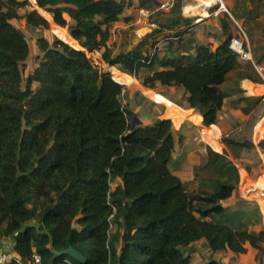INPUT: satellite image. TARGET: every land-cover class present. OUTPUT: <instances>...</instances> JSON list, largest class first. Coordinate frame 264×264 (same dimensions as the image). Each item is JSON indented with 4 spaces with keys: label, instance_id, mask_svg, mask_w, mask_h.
I'll use <instances>...</instances> for the list:
<instances>
[{
    "label": "trees",
    "instance_id": "16d2710c",
    "mask_svg": "<svg viewBox=\"0 0 264 264\" xmlns=\"http://www.w3.org/2000/svg\"><path fill=\"white\" fill-rule=\"evenodd\" d=\"M35 1L51 30L66 32L61 40L37 39L38 64L24 78L30 47L13 21L24 18L36 29L49 23L35 9L20 15L32 8L29 0H0V240L11 241L20 258L9 264H26L35 255L40 264H81L54 253L69 247L86 264H192L186 249L201 240L213 252H264V229L238 230L224 219L222 202L240 181L236 164L202 141L186 146L177 163L195 146L205 148L204 168L216 174L189 192L173 173L176 143L188 136H177L170 119L132 128L134 114L123 105L124 86L115 79L118 67L132 76L144 72L140 83L150 90L182 87L188 108L210 127L223 109L227 93L221 86L229 75L235 72L236 82L251 78L229 39L215 49L200 45L195 54L168 58L156 45L150 56L153 31L114 53L109 29L130 0ZM181 2L176 0L164 28L190 22ZM78 45L89 53L103 50L101 59L112 73L95 67ZM256 121L242 129L251 132ZM214 131L203 132L212 147L221 144ZM246 142L223 137L225 146Z\"/></svg>",
    "mask_w": 264,
    "mask_h": 264
},
{
    "label": "crops",
    "instance_id": "0c3cea01",
    "mask_svg": "<svg viewBox=\"0 0 264 264\" xmlns=\"http://www.w3.org/2000/svg\"><path fill=\"white\" fill-rule=\"evenodd\" d=\"M132 5L125 9L123 14L120 17V21L114 23L110 29L109 33L114 31L117 27L116 24H123L124 27H128L132 25L134 22H141L142 20H147L148 16L152 13H149V6L154 5L156 7L155 10H160L161 5L167 4L170 9V13L173 11L176 0H131ZM225 3L234 11V15H237L238 20L241 23H245L249 27L248 34L237 25V28L229 23V18L219 13L217 15L214 14L216 8L208 9L205 7V0H182L181 5L183 8V14L187 19L190 20L188 24H183L180 26H176L172 29L164 28L165 24H161L158 28L161 31L167 32L170 34L180 33L182 36V44L185 45H166L165 42L156 46V50L161 57L165 56L168 58L177 57L180 54H195L196 49L200 45H209L213 49L217 48L221 44H223L229 37L231 39H243L245 42V48L247 51H250L257 60L258 64L264 70V42L262 41V37L264 36V31L256 30L255 28H251L249 23L254 19L256 21H264V11L258 10L262 4H264V0H224ZM36 5V9L39 10V7L36 4V1L33 0ZM245 3L248 5V9L250 13L245 15L242 13L243 7H245ZM34 9V8H31ZM235 9V10H234ZM245 9V8H244ZM37 10V11H38ZM40 11V10H39ZM38 11V12H39ZM45 11V10H44ZM255 11V12H253ZM41 15L42 13L39 12ZM182 13V12H181ZM253 13V14H252ZM263 13V14H261ZM25 14V13H24ZM23 14V15H24ZM22 16V14L20 13ZM254 17H252V16ZM48 23L50 22L44 15H42ZM65 19L69 23H73L68 15H64ZM250 16L251 19H248ZM236 17V16H235ZM226 19V20H225ZM53 20V18H52ZM197 20H200L197 22ZM223 20L227 21L228 24V34L223 29ZM237 22V21H236ZM136 32L142 34L143 37H148L152 30L148 24H142L138 26ZM20 30V29H19ZM68 32V29H66ZM21 31V30H20ZM22 32V31H21ZM52 34L58 37L59 39L64 38L65 30H51ZM158 32V31H157ZM69 33V32H68ZM142 39H139V42ZM158 41V40H157ZM230 41V40H229ZM77 42V41H76ZM78 43V42H77ZM136 44V43H135ZM75 48V47H74ZM120 51V48H118ZM165 50L166 52H162ZM119 51L114 53H118ZM27 62V61H26ZM240 64L243 67H249V72L251 74V78L241 79L236 82L237 75L235 72H232L227 82H225L221 89L227 93V97L224 101V106L222 111L219 113L218 122L215 125L210 127H205L203 125V118L201 114L196 112L194 109L188 108L186 102L181 97L177 99V93L179 90L183 96V88L182 87H173L168 92H164L161 85H158L155 90H150L141 85V99L139 101H132L130 110L134 114V116L141 121L143 125L152 124L154 119H170L173 122V126L175 131L177 132V136L179 134H185L188 136L187 140L182 142L181 144L176 143L174 160H176L181 156V153L186 149V146L189 147L191 145H195L196 142L202 141L205 145H210L206 141V136L203 133L205 129H211L215 127V131L213 132V137H215L218 141H220V137L222 134L225 136L234 135L236 132L243 130L242 127L246 122L250 121H259L260 117H264V71L262 74L257 72L249 62L240 61ZM115 79L121 81L122 84H129L133 81L132 77L124 72L118 70V67H115ZM32 74V71L29 72ZM37 87V83H33V88ZM175 90V91H174ZM150 91V92H149ZM156 91V92H153ZM153 98L151 99L148 95ZM180 97V96H179ZM255 124V125H256ZM255 127V126H254ZM195 130V131H194ZM197 130V133H196ZM204 134V140L199 139L195 140L197 136H202L200 134ZM256 137L264 138V118L258 122L255 128ZM206 141V142H205ZM181 146V147H180ZM211 146V145H210ZM180 147V149L178 148ZM212 147V146H211ZM217 152H222L223 144H215L212 147ZM203 152L202 148H198L197 146L194 149H191L187 152L183 161L177 163L176 168L173 173L179 176L184 182L187 180L191 183H194V168L197 164L198 160L196 158L197 152ZM206 154V153H205ZM185 167L187 169H185ZM187 174V177L184 174ZM255 188L260 189L262 191V195H264V177L256 182ZM224 202V201H223ZM222 202L223 206L224 203ZM264 214V209H263ZM202 243V244H201ZM198 244L204 246V255L205 261L202 260L203 264H210L216 262L218 264H264V252L258 256V251L249 247L248 252L246 254H240L237 257H233L236 259H230L227 257H223L221 252H227L229 255H233L230 251H217L213 252L207 245L205 240L198 241L188 248H192V250H198ZM121 244L118 245V249H120ZM188 248L186 249L187 253ZM0 253L7 254L9 262L16 259L20 262L19 256L13 251V244L9 240H0ZM191 263L198 264L196 261L194 262V258L192 254ZM237 255V254H235ZM258 256V258H257ZM227 258V261H225ZM201 260V259H200ZM199 260V261H200ZM226 262V263H225Z\"/></svg>",
    "mask_w": 264,
    "mask_h": 264
},
{
    "label": "rangeland",
    "instance_id": "374dc122",
    "mask_svg": "<svg viewBox=\"0 0 264 264\" xmlns=\"http://www.w3.org/2000/svg\"><path fill=\"white\" fill-rule=\"evenodd\" d=\"M29 1L32 5V8L35 9L36 5L34 4L33 0H29ZM182 5H181V8H183ZM148 8H149L148 9L149 13H152V14L148 16L147 20L145 21L142 20L141 22H138V21L134 22L132 23V25L128 27L127 26L124 27L123 24H121L122 22H120L119 24H116L117 27L114 29V31L110 32V37H109V44H111L115 52L119 51L118 48L128 49L132 45L137 43L139 39H145V37H143L142 34L136 32V29L139 28L138 26H141L142 24H145V23L148 24L149 27H151L152 30L150 31V33L153 31H158L157 33H155L154 37L150 40L151 41L149 44V47H151L149 48L150 52H153L154 47H155L154 45L159 47V45L162 44L163 42H165L166 45H169V46L170 44L175 45V46L185 45V44H182L184 40H180V41L175 40L171 42L170 40L167 39L168 38L167 36L169 34L165 31H161L158 28L159 25L165 24L168 21L167 20L169 18L168 12L170 11L171 8H169L167 4L164 7L161 6L160 10H155L156 7H154V5H151ZM30 9L31 8L29 7L24 8L20 11V13L23 15L26 11ZM181 10H182L181 11L182 15L186 18V16L183 14L184 13L183 9ZM231 10H232L231 12L234 15L235 13L233 9ZM258 10H261L263 12L264 4L258 7ZM242 13L245 15H248V13H250L248 9V5L246 3H245V7H243ZM227 17L229 18L230 24H232L234 27L237 28V25L235 24V21H237L238 25H240V27L248 34V31H249L248 25H246L245 23L242 24L241 21L238 20L237 15H234L233 17L235 21L229 16ZM248 19H251L250 16H248ZM52 22L54 23L53 20ZM13 24L22 31L30 47V55L27 59V62L23 66L24 78H27L30 75L29 72L30 71L33 72L38 64V57L40 56V52L36 45L37 39L39 37H45L50 42H52L55 38H58V37L55 36L56 34L53 35L51 32V29H52L51 22H49L48 29L30 28L26 25V21L24 18L14 20ZM249 26L251 28H255L258 31L260 30L264 31V21H256L253 19L251 23H249ZM65 29L67 28L65 27ZM262 41L264 42V36L262 37ZM77 49L84 51L87 54V56L92 60L95 67L101 69L102 71L112 73L110 66L105 64L101 59V53L103 50L95 51L94 53H89L86 51V49L82 48L81 45H78ZM162 52H166V51L162 50ZM143 73L144 72H141L137 76L130 75L133 81L129 84H122L124 86V93L122 95L121 100H122L123 105L129 110H130L132 101L135 100L137 102L141 99L140 90H142V88H141V83H140V77L143 75ZM177 91H178V93L176 94L178 97L177 99H180L181 97L183 98L181 92L179 90ZM153 92H156V91H153ZM146 95H148L147 92H146ZM260 118L261 119H259L258 122H260L264 117H260ZM256 125L254 128H252L251 132L249 129L250 127H248L246 129L236 132L234 135H230L236 140L247 141L245 147L225 146L223 143V137H226V136L224 134L221 135L220 141H219L221 144H223L221 154H225L230 160H232L236 164L239 174H240V181L233 195L229 199L223 202L227 208V212H226L224 219L229 224H231L235 229L247 230L250 232H257V231L264 229V214H263L264 195H262V191H260V189L255 188L256 182H258L264 177V138L256 137V134H255ZM242 135H244L245 137H243ZM196 158L198 162L195 165V168L197 169L196 170L195 168L193 169L194 175H195V172L197 175V177L194 178L195 182L191 183L188 180L187 182H185L186 188L189 192H194L196 189L200 188L202 185L203 179L205 178L207 179L209 177H216V174H214L211 170L204 168L205 159H206V155L204 152L202 151L197 152ZM185 169L187 168L185 167ZM184 176L187 177V174L185 173ZM205 188L210 191L213 190L208 185L205 186ZM201 244H198V247H199L198 250H192L191 247L188 248L189 254H192L194 258V262L196 261V263L198 264H203L204 262L202 260L205 261V257H202V255L205 254L204 253L205 249H204V246H202ZM261 253L262 252L258 251L257 253L258 256H260ZM221 254L223 257H227L230 259L238 256L235 254L229 255V253L227 254V252H221ZM227 258H225V261H227ZM233 259H236V258H233ZM210 264H218V263L213 262Z\"/></svg>",
    "mask_w": 264,
    "mask_h": 264
},
{
    "label": "built area",
    "instance_id": "2783aa9c",
    "mask_svg": "<svg viewBox=\"0 0 264 264\" xmlns=\"http://www.w3.org/2000/svg\"><path fill=\"white\" fill-rule=\"evenodd\" d=\"M161 6L164 7V6H166V4L165 5H161ZM205 7L210 9V10L213 9V8H216L215 11H214L215 15H217L219 13H222V14H225V15L229 16L230 18H232L234 20V18H233L234 15L231 12L232 10L225 3L224 0H205ZM198 21H200V20H197V22ZM235 23L237 24L236 21H235ZM175 35L176 34H170V36L167 39L170 40V41L178 40V37L175 36ZM230 48L239 56V60L240 61L251 63V65L253 66V68L257 72H259L260 74L263 73V71H264L263 68L256 62V60L254 59L252 53L250 51L246 50L245 42H244L243 39H240V38L239 39H235V38L230 39ZM152 55H153V53L151 52L150 56H152ZM200 135H202V136L201 137L197 136L195 138L196 141L199 140L200 138L203 139V140L205 139L203 133L200 134ZM209 147H211V146L209 145ZM203 152L207 153V150L205 148H203ZM218 153H220V152H218ZM0 264H9V259H8V255L7 254H1L0 253ZM26 264H40V258L37 255H35L33 260L31 262L29 261Z\"/></svg>",
    "mask_w": 264,
    "mask_h": 264
},
{
    "label": "water",
    "instance_id": "95a60500",
    "mask_svg": "<svg viewBox=\"0 0 264 264\" xmlns=\"http://www.w3.org/2000/svg\"><path fill=\"white\" fill-rule=\"evenodd\" d=\"M230 39H231V36L229 37V40ZM127 117L130 118L129 115ZM140 124H141V121L138 120L135 116H133L132 128H134L136 125H140ZM54 253L56 256H62V255L69 256L70 258L78 261L81 264H86V257L81 252L77 251L74 247H69L63 251H54Z\"/></svg>",
    "mask_w": 264,
    "mask_h": 264
}]
</instances>
